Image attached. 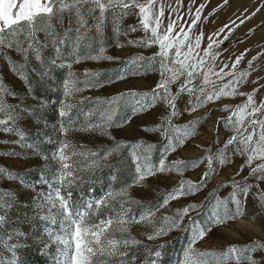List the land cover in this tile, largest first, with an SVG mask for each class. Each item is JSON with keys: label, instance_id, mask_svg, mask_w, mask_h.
<instances>
[{"label": "rangeland", "instance_id": "obj_1", "mask_svg": "<svg viewBox=\"0 0 264 264\" xmlns=\"http://www.w3.org/2000/svg\"><path fill=\"white\" fill-rule=\"evenodd\" d=\"M161 4L164 8V15L161 18L164 26L170 20L179 17V23L183 25L185 31H188V26L194 19L197 9L200 10V20L191 29L189 35L195 37L203 33L201 49L207 47L210 35L228 24L232 28L230 34L228 29H225L219 37H213L223 40L224 35H228L227 40L212 50L213 53L220 54L216 60L206 58V67L214 64L213 71H218L228 64L229 68L225 69L227 72L236 58L243 54V59L233 71L236 73L248 71L250 75L239 87V91L250 93L253 89H258L255 94L256 101L264 99V0H228L226 4L224 0H180L179 3L177 0H161ZM108 16L109 19L105 21L101 34H97L95 30L92 31V48H82L81 54L95 55L99 48L103 47L105 56L119 59L99 61L86 59L74 63L75 57L70 41L62 46L60 56L56 55L52 45L49 44L42 51V60L29 56L23 69L27 76L25 80L12 71L9 62L0 56V82L16 94L15 96L6 95L5 100L9 104L18 105L17 127L24 133V138L21 140L16 132L0 131V167L19 176V179L0 177V190L10 191L20 202L19 207L12 209L10 218L13 222L4 233L5 240L8 239V232L12 229H18L26 234L19 238L13 237L10 241L24 245L17 249L18 264H53L57 254L58 245L49 238L44 229L50 227L59 234L62 217H57L56 225L40 220L36 217V212L39 210L35 208L33 198L39 199L59 187L54 180L59 165L52 159V154L57 151L61 142H68L71 145L69 154L98 152L102 155L104 151L115 147L117 142L127 141L135 144L142 141L145 145H155L150 155L152 164H158L165 148L166 141L160 132L145 130L159 124L161 118L167 115L169 109L161 101H158L154 107L135 114L132 112L131 104L125 105L124 100L118 101L115 120L119 123L131 117L128 123L123 126L108 127L107 134H102L100 130H86L89 123L100 122L97 115L89 116L88 114L103 109L104 101L129 90L151 92L161 80L158 70L159 58L152 64L151 69L140 67L139 75L128 74L125 79L119 80L115 78L120 74L118 70L125 68V62L129 58L134 56L150 58L159 51V48L158 45L142 47L128 43L129 40L135 41L145 36L142 29L135 32L129 31V26L139 25V18L136 15L127 16L122 20L119 35L114 31L111 14L109 13ZM241 20H244V23L241 24ZM88 23L92 24L93 21L89 19ZM67 26L68 17L65 16L63 26L57 24V31L63 35V30ZM178 31L179 28H176L173 35ZM38 35L41 41L45 40L43 33ZM72 35L74 38L75 33ZM117 44L123 46L118 47ZM5 51L13 61L18 64L25 63L23 57L15 51L8 49ZM253 57L256 59L253 60ZM51 59H56L55 65L50 63ZM249 61H252L251 66ZM147 63V60L140 62L141 65H147ZM86 70L87 73L98 72L102 75L91 77ZM231 78L227 76L223 82ZM110 79L112 82H108ZM212 79L216 81V86L222 83L215 76H212ZM66 80L77 81L76 87L82 90L74 92L71 97H66L64 95ZM86 81L89 83H85ZM177 88L178 84L171 85L173 93ZM208 90H212L211 85ZM192 99L186 93L177 99L176 105L180 115L173 119V123L184 125L189 121H196L195 135L189 137L176 151L169 153L166 163L176 160H199L206 156V150H208L207 154L216 153L233 134L222 122L218 123L221 118H227L230 114L229 111L223 110V106L230 105L234 108L244 103L246 96L222 97L194 112H188L186 109L190 106L189 102ZM62 104L73 105L69 113L71 119L60 116ZM62 124L68 128L66 133L61 131ZM246 159L247 156L233 154V148L230 146L228 163L221 165L214 161L215 172L206 180L204 186L194 193L171 200L166 207L160 208L156 212L157 224L162 216H172L177 209H182L189 204H203V208L185 216L181 229L187 226L189 217L202 220L209 201L229 198L233 191L232 182L235 180L242 185L245 183L252 185L246 199L243 195L240 196L244 204V215L214 227L206 238L196 244V248L219 251L234 244L243 246L254 241L264 243V207L260 206L258 199L259 196L264 195V180L249 176L251 170L249 166H245L241 171V166L245 165ZM68 163L80 169L86 163V158L75 155ZM256 163L260 161H255L252 166ZM101 164V167L93 170L78 171L76 174L82 179L69 188H62L61 194L66 195L70 191L73 206L79 208L85 200L100 198L110 190L119 191L126 188L130 198L138 201V203L127 205L130 215L136 217L148 209H157L163 202L164 196L176 188L182 179L198 183L201 176L208 170V160L205 158L199 166L189 167L182 174L158 173L148 176L142 184L137 185L133 183L137 176L136 164L128 147H122L107 160H102ZM245 177L248 179L245 180ZM229 207H232L231 202ZM198 212L200 215L197 214ZM44 214L40 212V215ZM18 215L19 219H16ZM106 215H108L107 211L96 214L100 219ZM25 216L28 217L27 221ZM95 222L94 217L93 223ZM128 227L131 236L143 241V244L131 249L127 264H150L154 251L161 252L159 264H175L188 243L189 233L183 230H173L166 236L150 241L147 240L146 234L152 232L151 225L132 223ZM45 245H47L46 249ZM159 245L163 247L160 248ZM2 251L5 257H10L6 249ZM253 256L260 261V264H264V251H257L253 253Z\"/></svg>", "mask_w": 264, "mask_h": 264}, {"label": "snow or ice", "instance_id": "obj_2", "mask_svg": "<svg viewBox=\"0 0 264 264\" xmlns=\"http://www.w3.org/2000/svg\"><path fill=\"white\" fill-rule=\"evenodd\" d=\"M179 2L180 0H177V3ZM227 2L228 0H224L225 4ZM172 11L176 10L172 9ZM109 13L117 35L120 34V24L124 18L130 15H136L139 18V25L129 26V31L135 32L142 29L145 36L139 40H129V44L142 47L158 45L159 48L153 57L134 56L129 58L125 62V68L118 70L120 74L115 78L119 80L125 79L128 74L139 75L140 67L151 69L152 64L159 58L158 70L161 80L151 92L129 90L104 101L103 109L88 114L89 116L97 115L100 122L89 123L86 130H100L102 134H107L108 127L123 126L128 123L131 117L119 123L115 120L118 110L116 102L118 101L124 100L125 105L131 104L133 114L146 111L161 101L169 109L167 115L161 118L159 124L145 130L160 132L166 144L158 164H152L150 155L155 145H145L142 141L135 144L127 141L117 142L115 147L104 151L102 155L98 152H72L69 154L68 150L71 145L68 142H61L60 147L52 154V159L59 165L54 176L59 187L39 199L33 198L35 208L39 210L36 212V217L40 220L50 225H56L57 217H62L59 234L50 227L44 229L49 238L58 245L53 264H127L131 249L143 244V241L131 236L128 225L132 223L151 225L152 232L146 234L147 240L150 241L166 236L173 230L188 232V243L184 246L175 264H260V261L253 256V253L257 251H264V243L259 241L243 246L229 245L226 249L219 251L196 248V244L206 238L214 227L244 215V204L240 196L243 195L246 199L252 185L247 183L242 185L239 181L234 180L232 182L233 191L229 198L209 201V206L203 214L204 218L201 220L189 217L188 224L183 229H181V225L184 217L192 211L203 208V204H189L182 209H177L172 216H162L159 224L156 222V212L160 208L166 207L171 200L194 193L204 186L206 180L215 172L214 161L221 165L228 163L230 146L233 148V154L247 156L245 165L241 166V171L245 166H249L251 168L249 176H255L257 180H264V99L256 101L255 94L258 89H253L250 93L239 91V87L250 75L248 71L240 73L233 71L243 59V54L236 58L227 72L225 69L229 68L228 64L218 71H213L214 64L206 67V58L210 57L212 61H215L220 55L213 53V48L219 47L224 40L228 39L227 34L224 35L223 40L213 37H219L221 33L225 32V29H228L230 34L232 28L228 24L210 35L207 47L201 49L203 33L201 32L195 37L189 35L191 29L200 20L199 9L189 24L188 31H185L183 25L179 23V17L170 20L164 26L161 19L164 15L161 0H0V56L9 62L12 71L25 80H27V76L23 69L29 56L42 60V51L49 44L52 45L56 55L60 56L62 46L70 41L75 57L74 63L86 59L97 61L119 59L118 57L105 56L103 47H100L95 55L81 54L82 48H92L91 33L93 30L97 34L102 33L105 21L109 19ZM65 16L68 17V26L64 28L63 35H61L57 31V24L63 26ZM89 19L93 21L92 24L88 23ZM240 23H244V20H241ZM176 28H179V31L173 35ZM40 33H43L44 41L39 39L38 34ZM73 33H75L74 38ZM117 46L122 47L123 45L117 44ZM6 49L21 55L25 63L18 64L13 61L7 55ZM198 49L202 51V55L201 51H197ZM255 59L256 57H253V60ZM145 60L148 61L147 65H141L140 62ZM50 63L55 65L56 59H51ZM251 63L252 61H249L250 66ZM87 74L91 77L102 75L98 72ZM70 75L72 74L70 73ZM212 76L222 83L216 86V81L212 79ZM227 76L232 78L223 82ZM108 82H112L111 79ZM77 83L74 80L65 81L64 95L66 97H71L74 92L82 90L76 87ZM85 83H89V81ZM172 84H178L175 93L171 91ZM210 85L212 86L211 91L208 90ZM185 93L193 98L189 102L190 106L186 109L188 112H194L205 104L222 97L239 95L246 96V100L234 108L230 105L223 106V110L229 111L230 114L227 118H221L218 123L222 122L233 134L216 153L207 154L208 150H206V156L199 160H176L166 163L169 153L176 151L184 145L189 137L195 135L196 121H189L184 125L173 123V119L180 115L176 101ZM6 95L15 96L16 94L9 91L0 82V131L16 132L22 140L24 133L17 127L18 105L9 104L5 100ZM72 107L71 104H62L60 116L71 119L69 113ZM61 131L66 133L68 128L62 124ZM122 147L129 148L130 155L136 164L137 176L133 183L137 185L142 184L148 176L158 173L176 172L182 174L189 167L199 166V163L205 158L208 160V170L201 176L198 183L182 179L176 188L164 196L163 202L157 209H148L142 212L139 217L129 213L127 205L138 203V201L130 198L126 188L119 191L110 190L100 198L85 200L79 208L73 206L70 191L66 195L61 194L62 188H69L82 179L76 174L78 171L101 167L102 160H107L113 153L119 152ZM75 155L86 158V163L80 169L68 163ZM89 157L90 159H88ZM255 161H260V163L252 166ZM0 177L19 179L18 174L3 167H0ZM247 179L245 177V180ZM258 199L260 206L264 207V195L259 196ZM230 202L232 207H229ZM19 206L20 202L13 193L0 190V264H18L17 249L24 246L19 242H10L13 237L19 238L26 235L18 229L8 232L7 240L4 238L7 227L13 222L10 218L11 211ZM102 211H107L108 215L100 219L96 214ZM40 212L45 214L40 215ZM197 214L200 215L199 212ZM94 217L95 223H93ZM16 219H19V215ZM27 219L28 217L25 216V221ZM158 247L162 248L163 245ZM46 248L47 245H45ZM3 249L7 250L10 257H5ZM160 256V251H154L150 264H159Z\"/></svg>", "mask_w": 264, "mask_h": 264}]
</instances>
